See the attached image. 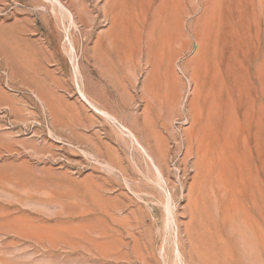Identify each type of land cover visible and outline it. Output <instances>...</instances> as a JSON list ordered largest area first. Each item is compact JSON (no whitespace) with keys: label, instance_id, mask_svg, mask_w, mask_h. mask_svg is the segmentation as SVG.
I'll return each mask as SVG.
<instances>
[{"label":"rangeland","instance_id":"rangeland-1","mask_svg":"<svg viewBox=\"0 0 264 264\" xmlns=\"http://www.w3.org/2000/svg\"><path fill=\"white\" fill-rule=\"evenodd\" d=\"M0 264H264V0H0Z\"/></svg>","mask_w":264,"mask_h":264}]
</instances>
